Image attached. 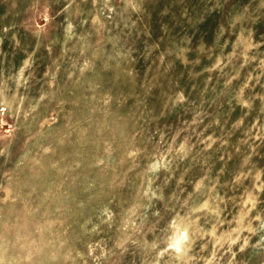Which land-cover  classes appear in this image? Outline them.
I'll return each mask as SVG.
<instances>
[{
  "label": "rangeland",
  "instance_id": "1",
  "mask_svg": "<svg viewBox=\"0 0 264 264\" xmlns=\"http://www.w3.org/2000/svg\"><path fill=\"white\" fill-rule=\"evenodd\" d=\"M0 264H264V0H0Z\"/></svg>",
  "mask_w": 264,
  "mask_h": 264
}]
</instances>
